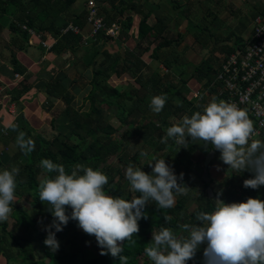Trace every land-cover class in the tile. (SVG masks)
Returning <instances> with one entry per match:
<instances>
[{
    "label": "rangeland",
    "instance_id": "374dc122",
    "mask_svg": "<svg viewBox=\"0 0 264 264\" xmlns=\"http://www.w3.org/2000/svg\"><path fill=\"white\" fill-rule=\"evenodd\" d=\"M24 1L26 2V0ZM122 1L124 3L123 5L133 4L137 6L140 11L136 12L133 9H126L123 14H120L117 12L118 8L121 6H118L120 3L119 0H75L66 11L58 12L53 19V24L58 27L60 33H64L66 31H64V29L70 25V22L68 21L70 19L69 16L83 11L85 12L86 17V11L90 9L89 5L92 3L94 5L93 9L97 17L101 19L104 29L109 27L110 29H113L115 33V36L107 34V36L109 35L108 37H110L108 39L99 36L98 40L92 44L96 35L91 34L88 30V26L84 23L82 27L77 28L78 32H73L71 30L72 34L80 36L78 46H76L71 52H68L63 46H61V44L57 45L54 49L49 48L46 50L43 48L40 43L41 40L51 44L54 43V39H51L49 34L44 31L35 32L31 30L33 33L29 34V32H27V37L25 38L18 33H13L8 28L7 22L9 20L14 21L13 23L20 22V20L16 18L18 12L15 10L12 14L6 16L4 21H0V24H3L0 26L2 27L0 28V75L5 72L4 77L6 78V73L8 71L10 72L12 57H14L21 65L26 64V59L38 60V58L43 57V59L46 58L47 60V65L44 67H42V63H44L42 62L41 67L39 68L35 69L32 66H26L23 73L12 75L11 80L13 79L12 82H15L14 86L16 87V91L15 89H12L14 90L13 93L18 91L21 95L19 94V97L16 99L2 103L0 106V113L8 116L13 115L11 125L16 126L15 132L24 124H27L32 128V135L39 134L48 139L53 136L60 139L67 137L68 140L75 142L78 141L74 132H72L74 128L73 125L67 127L68 121L65 120L67 117L62 111L65 103L61 99L48 96L43 92V86L50 76L62 82L64 89L68 91L69 94L73 95L70 105L74 108H78L79 111L87 110L88 103L83 97L88 91L92 70L102 71L106 83L113 88L118 89L119 92L127 90L136 93L140 91L143 96L142 101L146 105V109H148L146 115L150 118L155 115L149 107L153 94L154 84L152 81L154 78H157V86H162L164 83H168L177 88L180 95H183L182 97L188 102L190 101L188 99L193 96L195 90L199 91V97H204L205 93L201 85V80H198L196 76L188 78V75L189 73L194 72L192 67L198 63L200 59L208 55L211 44L208 43L207 46L202 47L199 41V43L193 42V38L189 34L190 26L193 22L207 23V21L210 20L208 12H211L218 17L220 22L222 21L224 23L220 25L218 23L210 24V30L212 32L215 30L216 33L223 36L230 31L232 34L243 38L250 29L252 13L264 3V0ZM174 4L178 5L177 10L172 8V5ZM147 11L148 16L145 18V22L148 25H152L157 19L163 23L164 27L163 30L159 31V37L156 36V30H148L141 38H139L135 32L137 22ZM33 12L34 11L31 10L29 14H32ZM126 14L131 18V26L127 30V35L125 37L120 36L116 39L119 30L117 21L119 19H124L122 17ZM71 26L75 27L72 24ZM20 27L22 28V25ZM101 31L104 32L103 29ZM177 34L180 35L179 38H176ZM104 35H106V33ZM162 36L165 38L176 39L175 41H172L170 45L157 49L155 46L159 43L160 37ZM65 41V38L61 39L62 43ZM2 43H6L5 46H1ZM129 52L133 53V57L130 56L129 58L131 60H134V58L138 59L142 62V65H140L139 68H135L132 65H128V62L118 59L112 65V68H116L119 71L124 64L129 68V71H119L120 74L115 76L113 71L108 68V65L114 59L115 55L126 57V53ZM104 53L109 54V59L100 62L103 59ZM63 59H67L66 63ZM168 61L173 64L169 68H166L164 63ZM4 64L7 66L1 71L3 68L2 65ZM61 64H63V66H61ZM21 79L23 82L22 85H27L26 89H23L22 87L19 88L16 84V81ZM3 82H5L3 79L0 80V89L2 91L7 88ZM180 98L179 95L171 96L168 101L170 110L180 101ZM121 100L126 101L124 97ZM209 102V97H207L203 107ZM124 103L127 104L126 102ZM182 103L183 105H186L185 101H182ZM100 107L103 111L101 114L102 119L111 125V127L117 129V135L114 132L113 136L116 135V137L120 139V132L126 127L121 123L126 112L122 111V113L118 114L114 105H108L106 103H101ZM140 108H143V106ZM140 113H142L141 109ZM183 113H180L181 116L168 117V119H166L168 124L172 126L174 123H178L185 115ZM59 117H62L63 120L60 121ZM129 118H131V116L126 119ZM140 121L145 123L146 119L143 118L142 115L136 117L129 130L138 131L140 128L138 125H135ZM0 122L2 125H6L3 120H0ZM167 128L168 127H165L164 135L166 134ZM146 137L147 135L139 132V135L137 134L129 138L126 142H120V146H122L123 150L128 154H131L138 149L146 151L148 153L147 158L139 157L138 160L140 164L139 167L149 174H151L152 169L147 163L151 161L153 156L164 158L169 166L171 164L170 160H172L173 157L176 158V162L172 163V166H174L172 168L177 176L181 173L184 174L183 183L188 187L187 195H178L185 198L183 203L185 213H189L197 205H205L207 199L213 204V209L209 212L211 213L214 211L215 203L213 200L217 198L218 192L221 193L219 198L226 202L228 200L226 195L227 190L234 189L240 191L241 186H243V181L252 178V173L249 171L242 177L240 173L236 174L231 169H228V165H225L220 160V152L204 146L203 141H193L187 148H180V146L177 145L178 148L176 149L175 147H168V143L172 141L169 140L167 144H164L165 147L158 152L153 151L155 148L154 146L145 143ZM32 139L33 141H36V136H33ZM13 147L15 148L14 145ZM7 150L8 149L5 147H0V152L5 151V153L8 154L9 152H6ZM176 151L178 152L176 153ZM85 153H89L87 149L85 150ZM7 160L0 158V171L6 169L5 163ZM106 162L116 164L114 156L112 155ZM78 163L84 165L83 160H79ZM75 165H73V167ZM71 169H69L68 172H70ZM122 171H125V169ZM42 174L43 173L40 172L36 177L39 179ZM124 181H126V178L122 177V185L125 184ZM18 190H20V188L17 189V191ZM125 191L128 195V200H131L133 195H139V193H131L129 191V184ZM29 199L30 197L22 199L17 195L18 202H15L12 207L15 205H22L24 210L32 216L33 213L29 209L27 203ZM198 213L195 214V218ZM4 222L6 223L4 227L5 231L9 230L13 234H17V231L12 228L14 220L11 216H9V219ZM163 227H167V225L161 223V225L155 230L148 229L146 230V235L152 238V231H158ZM81 233L82 230L76 226L75 233L72 237L63 233H58L56 234V238L63 250L67 251L73 249L75 245L80 242ZM45 238H43V243ZM204 247H206V245H201L196 252L200 264H203ZM33 252L35 259H44L45 254L39 247ZM0 264H8L1 252Z\"/></svg>",
    "mask_w": 264,
    "mask_h": 264
},
{
    "label": "trees",
    "instance_id": "16d2710c",
    "mask_svg": "<svg viewBox=\"0 0 264 264\" xmlns=\"http://www.w3.org/2000/svg\"><path fill=\"white\" fill-rule=\"evenodd\" d=\"M74 1L75 0H26L25 2L24 0H0V21H4L6 16L12 14L15 10L18 12L16 18H18L20 22L13 23L14 21L10 20L7 22L8 28L13 33H18L25 38L27 37L26 29L35 32L44 31L49 34L51 39H54V43L50 48L54 49L57 45L61 44V46H63L68 52H71L76 46H78L80 36L72 34L71 31L68 30L64 33H60L58 27L53 24V19L58 12L66 11ZM119 2L118 6H121L118 8L117 12L120 14H123L126 9H133L136 12L140 11V9L133 4L123 5L124 3L122 0H119ZM172 8L177 10L178 5L174 4L172 5ZM31 10L34 12L29 14ZM208 15L210 16V20L207 21V23L193 22L189 29V34L192 36L193 42H200L202 47L207 46L208 43L211 44L208 55L193 66L192 69L194 72L189 73L188 75V78L196 76L198 80H201L202 88L207 90V94L204 97L193 95L188 99L190 100L188 102L182 97L183 95H180L177 88L168 83H164L162 86H157V78H154L152 81L154 84L152 97L165 95L167 100L163 110L159 114L155 113V115L150 118L146 115L148 109H146L147 107L142 101L143 96L140 91L136 93L127 90L119 92L118 89H115L106 83L103 72L100 70H92L91 72L89 88L86 95L83 97L88 103L87 110L84 111H79L78 108H74L70 105L73 95L69 94L68 91L64 89L59 80L50 76L48 81L45 82L43 92L48 96L61 99L65 103L62 111L73 125L74 128L72 132H74L78 141L75 142L68 140L67 137L64 139L57 137H51L48 139L39 134L32 135V128L27 124H24L15 135L6 137V139L12 142L15 146V151L5 163L6 169L11 170L13 167L19 168L20 171L16 179L17 189L20 188V190H16V194L22 199L30 197L27 203L29 209L33 213L32 216L28 214L22 205H15L13 207L10 216L14 220L12 228L17 231V234H13L9 230L5 231L4 227L6 223L0 222V252L3 254L5 261L8 264H120L118 257L113 258L110 254L103 256L100 255V248L97 245L95 237L89 236L83 231L80 236V242L71 250L64 251L63 248L59 246L57 251L52 252L45 246L42 242L43 238L47 235L45 226L51 223L53 217L47 210L48 205L42 203L38 199L39 181L44 176L43 170L38 165L42 159H50L54 163L64 165L66 171H68L73 165L78 163L79 160H83L85 166L92 167L94 170H101L108 176L109 183L105 186L106 194L119 196L128 200V195L125 191L126 188H128V181H124L125 184L122 185L121 179L122 177H125V171L122 170H126V167L129 164L139 167L140 164L138 158L141 157L140 153L142 150L138 149L131 154H128L123 150V147L120 146V142L124 143L129 138L137 134L139 135V132H142L147 135L145 143L155 147L153 151L159 152L163 149L165 145L164 143H160L161 138L165 133V127L170 126L166 119L170 116H181L180 113H183V111V114L190 117L196 111H203V105L206 102L207 97H209L210 101L213 99L216 100L217 97L214 93V89L209 88V81L213 78L222 58L232 52L235 48H239L243 45L241 36H236L230 31L223 36L216 33L215 30L212 32L210 30L212 23H218L219 25L224 23L222 21L220 22L214 13L208 12ZM147 16L148 11L143 14L137 22L135 28L136 34L141 38L148 30H156V36L159 37L158 33L163 30V23L157 19L152 25H148L145 22ZM69 18L68 21L70 22V25L72 24L76 28H80L85 23V12L81 11L78 14H72ZM122 18V20L119 19L117 21L119 30L116 39L120 36L125 37L127 35V30L131 26L130 16L126 14ZM21 25L24 26V29L20 27ZM95 35L92 44L98 40L99 36H103L104 39L110 38L107 35H104L102 31H98ZM179 37L180 35L177 34L176 38ZM63 38L66 40L64 43L61 42V39ZM176 38H165L162 36L155 48L158 49L168 46L172 41H175ZM214 53H217L219 56H215ZM130 56L133 57L132 52L126 53V57L115 55L114 59L108 65V68L113 71L115 76L120 74L119 71H129V68L124 64L119 71L116 68H112V65L118 59L128 62V65L139 68L140 65H142V62L136 58L131 60L129 58ZM108 57L109 54L104 53L103 59L100 62L107 61V59H109ZM11 60L10 72L8 73L10 80H5L3 84L7 86L5 91L8 95L10 94V100H13L19 97L20 93H18V91L13 93L14 90L12 89H15L16 91V87L14 86L15 82H12L11 80L12 75L15 73H23L25 67L18 63L14 57H12ZM172 64L173 63H170V61L164 63L166 68H169ZM16 82L19 88H27V85H22V79L17 80ZM174 95H179L181 98L174 108L170 110L168 101L171 96ZM123 97L126 101L121 100ZM182 101H185L186 105H183ZM101 103L114 105L118 114L122 113V111L126 112L123 121L121 120V123L126 127L120 132V139L116 137L118 133L117 129L111 127V125L102 119L101 114L103 111L100 107ZM139 106H143V108H140ZM140 109L142 113H140ZM140 115H142L146 121L145 123L141 121V123L137 122L135 125L139 126V132L129 130L133 125L132 122H134L136 117ZM129 116H131V118L126 119ZM7 123L8 122L4 121V124ZM21 131L25 133L26 138L32 139L33 136H36V141H34L35 150L28 155H24L16 145V137ZM114 132L116 135L113 136ZM257 139L264 141V133H261ZM206 146L213 149L211 144ZM168 147L178 148L173 141L168 143ZM86 149L89 152L87 154L85 153ZM177 152L178 151H176V153ZM111 155L114 156L116 164L106 162ZM170 162V167H174L172 166V163L176 162V158L173 157ZM40 172L43 174L38 179L36 176ZM246 172L248 171L240 173L242 177ZM226 195L228 200L225 203L245 202L249 197L264 200V186H261L258 189L241 186L240 191L234 189L227 190ZM184 200V197L177 195L175 206L170 209H159L155 205V202H149V205L145 207V215L148 218H142L138 221L140 228L139 233L132 237V241L123 242V252L121 255L126 258V264H151V261L144 255V249L151 243V237L146 235V230H155L161 225V223H165V225H167L168 228H171L175 234L180 235L181 224H199L200 222L196 220L195 214L201 211L210 212L213 209V204L207 199L205 205H197L192 211L185 213L183 208ZM67 212L70 215L71 209H68ZM166 216L170 217L167 222L165 221ZM76 226L77 222L70 220L68 224L63 227V230L58 233H63L72 237L75 233ZM183 235L186 236L187 233L184 232ZM37 247H39L45 254L43 260H37L34 258L33 251ZM188 264H200L197 254L192 260L188 261Z\"/></svg>",
    "mask_w": 264,
    "mask_h": 264
},
{
    "label": "clouds",
    "instance_id": "9594fccd",
    "mask_svg": "<svg viewBox=\"0 0 264 264\" xmlns=\"http://www.w3.org/2000/svg\"><path fill=\"white\" fill-rule=\"evenodd\" d=\"M166 100L165 95L153 96L151 111L159 114ZM12 128L16 130L15 125ZM256 136L253 121L245 110L234 103L213 99L202 112L184 115L168 127L161 143L172 140L180 148H187L193 141H203L204 146L211 144L228 169L236 174L252 173V178L243 181L245 188L258 189L264 186V141ZM16 145L24 155L35 150L34 141L22 131L16 137ZM140 156L147 158L148 153L141 151ZM147 165L151 174L132 164L126 167L129 191L139 193L127 200L106 194L109 180L101 170L77 163L68 172L64 165L42 159L38 166L44 176L39 181L38 199L48 205L53 217L45 226L44 244L52 252L57 251L60 245L56 233L73 220L85 234L95 237L100 255L110 254L118 257L120 264H126L121 255L123 242L132 241L139 233L138 221L148 218L145 207L149 201L159 209H170L175 206L177 195L188 192L184 174L177 176L164 158L153 156ZM19 171L16 167L0 171V222L9 219L13 204L18 202ZM220 195L218 192L213 200L214 211L199 212V224H181L180 235L167 227L152 231L151 243L144 249L151 264H188L201 245H206L203 264H264V200L249 197L245 202L225 203ZM169 219L165 217L166 222Z\"/></svg>",
    "mask_w": 264,
    "mask_h": 264
},
{
    "label": "built area",
    "instance_id": "2783aa9c",
    "mask_svg": "<svg viewBox=\"0 0 264 264\" xmlns=\"http://www.w3.org/2000/svg\"><path fill=\"white\" fill-rule=\"evenodd\" d=\"M89 6L85 24L90 33L95 35L103 29L106 35L115 36L113 29L109 27L104 29L101 19L93 9L94 5L90 3ZM22 28L24 29L23 25ZM65 30L78 32V29L71 25ZM26 31L29 34L33 33L29 29ZM40 43L46 50L52 45L42 40ZM242 43L241 47L235 48L222 58L208 85L214 89L217 101L234 103L248 113L257 133L254 138L257 139L264 133V3L252 13L251 26L246 36L242 38ZM204 93L206 95L207 90H204ZM198 94L200 93L197 90L193 92L194 96ZM8 100H10L8 93L0 89V106Z\"/></svg>",
    "mask_w": 264,
    "mask_h": 264
},
{
    "label": "crops",
    "instance_id": "0c3cea01",
    "mask_svg": "<svg viewBox=\"0 0 264 264\" xmlns=\"http://www.w3.org/2000/svg\"><path fill=\"white\" fill-rule=\"evenodd\" d=\"M3 24H0V26H2ZM0 28H2V27H0ZM4 28V27H3ZM244 36H246V35H244ZM15 42H16V39H15ZM5 44L6 43H2V45L1 46H5ZM215 56H218L217 55V53H215L214 54ZM205 58V57H204ZM203 59V58H202ZM201 60V59H200ZM199 60V61H200ZM26 61V64L25 65H23L24 67H26V66H29V67H33V68H39V67H41V63L42 62H44V63H42V67H44V66H46L47 65V60H46V58L45 59H43V57H40V58H38V60H36V59H34V60H29V59H26L25 60ZM63 61L66 63V61H67V59L66 60H64L63 59ZM62 61V62H63ZM198 61V62H199ZM36 62H38V63H36ZM40 64V65H39ZM197 64V63H196ZM195 64V65H196ZM67 65V64H66ZM194 65V66H195ZM7 65L6 64H4V65H2V69H1V71L2 70H4L5 69V67H6ZM61 66H63V64H61ZM49 67H51V66H49ZM193 68V67H192ZM52 69V68H51ZM8 71V70H7ZM8 73H9V71L6 73V78L4 77V75H5V72L4 73H2V75H0V80H2L3 79V81H5V80H10V77H9V75H8ZM56 73V72H55ZM13 80V79H12ZM61 84H62V82H60ZM13 116V115H12ZM12 116H8V115H6V114H3V113H0V120H3V121H6V122H8L6 125H2L1 124V122H0V147H5L6 149H8L6 152H9L8 154L7 153H5V151H2V152H0V158H4V160H7L11 155H12V153L15 151V148L13 147V144H12V142H10V141H8V139H6V137H10V136H12V135H15L16 133H17V131L15 132V130H13V128H12V126L13 125H11L12 124V121H13V117ZM64 117V116H63ZM65 118V117H64ZM59 120L60 121H62L63 120V118L62 117H59ZM65 120L66 121H68V123H67V127L69 126V125H72L71 123H70V121L67 119V118H65ZM66 123V122H65ZM7 127V128H6ZM3 133V134H2ZM43 137V136H42ZM54 137V136H53ZM8 147V148H7ZM1 163H2V159H1Z\"/></svg>",
    "mask_w": 264,
    "mask_h": 264
}]
</instances>
